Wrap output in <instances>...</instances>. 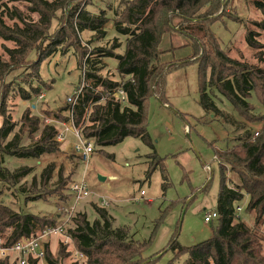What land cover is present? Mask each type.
Returning <instances> with one entry per match:
<instances>
[{
	"label": "trees",
	"instance_id": "trees-1",
	"mask_svg": "<svg viewBox=\"0 0 264 264\" xmlns=\"http://www.w3.org/2000/svg\"><path fill=\"white\" fill-rule=\"evenodd\" d=\"M3 1L0 0V39L13 43L14 48H4L7 58L0 56V85H3L0 185L25 196L24 203L47 197H56L58 204H68L70 200L64 193L69 179L63 178L60 172L55 187H48L53 180L54 165L43 169L39 179L31 177L26 191L20 184L32 174V168L25 166L10 171L5 164L7 158L38 161L60 150L56 141L58 128L43 126L39 116L32 115L30 109L22 112L18 122L13 121L6 110L10 88L5 84L10 74L22 69L31 93L21 86L15 90L20 100L37 99L43 91L29 82H41V65L60 48L65 56L72 51L87 85L75 96L76 103L65 107L67 116L59 112H46V115H53L62 123L71 122L99 151L127 138L139 139L151 150L145 158L148 167L145 182L159 171L164 182L162 190H165L168 178L164 160L157 156L146 129V108L151 96L160 103L165 101L162 78L176 65L161 63L159 45L163 34L174 31L177 21L179 36L187 38L196 49L191 59L198 65L199 105L205 117L213 116L222 122L232 137L224 151L214 152L221 175L215 203L217 226L212 239L188 248L174 240L168 250L176 258L187 255L184 264H264V119L257 117L250 103L255 96L264 105V0H242L263 17L261 21H251L256 31L249 29L247 22L238 21L244 31L246 48L255 51L256 64L232 57L236 41L221 49L218 39L210 33V26L219 21L216 18L220 9L218 0H120L123 10L112 19V28L125 39L124 45L114 38L109 48L97 49H88L82 43L81 34L92 33L94 41L106 39L110 21L103 10L94 15L86 9L93 0H9L22 4L27 13L15 6L7 7ZM58 12L64 16L61 25L50 33ZM6 19L13 24H7ZM33 55L35 59L31 61ZM113 60L116 61L114 78L103 76L104 61ZM119 88L124 90V105L112 98ZM220 99L226 100L236 115L222 111L218 105ZM258 123L261 127L254 132L253 126ZM226 171L234 177L231 182ZM238 205H243L250 223L240 219ZM93 210L96 216L93 221L86 214L78 213L71 217L70 226L62 227L85 264H153L156 255L145 257L152 239L139 242L127 228L116 227L108 210L95 206ZM62 214L59 212L55 218L39 217L17 212L0 201V247L10 249L21 238L59 227ZM45 247L47 264H59L69 256L62 243L57 260L51 256L48 246ZM0 264L15 263L0 259ZM29 264L37 261L29 260Z\"/></svg>",
	"mask_w": 264,
	"mask_h": 264
},
{
	"label": "rangeland",
	"instance_id": "rangeland-1",
	"mask_svg": "<svg viewBox=\"0 0 264 264\" xmlns=\"http://www.w3.org/2000/svg\"><path fill=\"white\" fill-rule=\"evenodd\" d=\"M3 2L7 7L15 6L27 13L22 4L17 5L9 0ZM218 2L220 9L216 18L219 21L210 26V33L218 39L221 49H227L230 42L236 41L232 57L256 64L255 51L251 52L246 48L244 31L238 21L247 22L249 29L256 31L250 23L252 20L261 21L263 17L253 6H248L242 0ZM86 9L94 15L103 10L110 23L106 28V39L94 41L92 33L84 32L81 34L82 43L88 49L109 48L115 38L123 47L125 39L118 36L112 28V19L114 20L123 10L120 0H93ZM63 17L62 12L57 13L56 19L52 21L50 33L59 29ZM176 22L174 31L163 34L159 45L161 63L176 65L162 78L165 101L160 103L151 96L146 108V129L157 156L164 160L165 174L168 178L166 189L162 190L164 182L159 171H155L150 180L145 182L144 173L148 168L145 158L151 150L139 139L127 138L116 146L103 148L102 151L94 147L95 151L84 163L72 151V145L76 140L73 134L69 133L65 135L64 144L62 146L59 144L60 150L52 156L42 157L38 161L13 158H7L5 161L10 171L25 166L32 168V174L24 178L20 184L26 191L31 185V177L39 179L43 169L54 165L53 180L48 187L50 189L55 187L59 172L63 178L69 179L64 192L70 199L68 204H58L56 197L24 203L25 196L1 185L0 201L17 212L49 218L58 215L57 208L60 206L66 210L62 212V217L59 216L61 223L59 227L64 229L71 225L69 221L74 215L86 214L88 219L93 221L96 218L93 207L105 208L114 219L116 227L127 228L129 234L137 241L149 242L152 239L145 257L156 255L153 264H184L187 255L183 254L176 258L174 252L168 250L171 241L176 240L180 246L188 248L212 239L217 220L213 219L210 224L205 223L204 215L215 210L219 192L221 173L214 152L227 148L232 133H229L230 129L223 126L215 117H205L206 114L199 105L198 65L191 59L196 49L187 38L179 36ZM6 23L13 24L7 19ZM4 48H14V44L0 39V56L7 58ZM61 51L59 48L41 65L40 83L33 80L29 82L33 87H39L41 92L43 91L37 99L20 100L15 90L18 86L31 93L22 69H17L5 79V84L8 83L7 86L10 88L6 95V110L14 122L20 120L23 111L30 109L32 115L39 116L43 126L55 125L62 131L63 124L66 126L70 124L56 120L53 115H46V112H59L67 116L64 109L68 105V98L72 97L74 100L87 85L83 78L84 74L76 66V58L72 51H68L66 56ZM34 59L33 55L30 60ZM115 65V60L104 61L101 74L114 78ZM2 86L0 85V93ZM47 86L50 88L47 89ZM250 103L257 117L264 119V105L258 103L255 96ZM218 105L222 111L236 115L226 100L220 99ZM260 127L259 123L255 124L254 132ZM226 175L230 182L231 179L234 180L228 171ZM97 176L105 177L106 180L100 183ZM110 178L114 180L110 181ZM73 183H85L91 194L84 200L75 201L69 191ZM141 192H144L145 196L142 197ZM102 198L107 202V206L102 204V207L99 204ZM236 211L240 219L250 223L251 219L243 205L236 206ZM45 242L55 260L59 257L60 244L66 246V253L69 256L59 261V264H85V260L76 254L71 240L64 234L49 237ZM41 264L47 263L44 261Z\"/></svg>",
	"mask_w": 264,
	"mask_h": 264
},
{
	"label": "built area",
	"instance_id": "built-area-1",
	"mask_svg": "<svg viewBox=\"0 0 264 264\" xmlns=\"http://www.w3.org/2000/svg\"><path fill=\"white\" fill-rule=\"evenodd\" d=\"M112 98H115L117 101L124 105L126 103V98L124 94V90L122 88L117 89ZM75 104L76 99L73 100L72 97L68 98V104ZM68 126L63 124L64 129L60 131L59 135L56 137V141L62 146L65 142V135L67 136L69 133H72L76 142L72 145V151L74 154L80 158V161L84 162L92 155L94 151V146L92 141H89L83 138L79 131H77L74 127H70L72 125L71 122H68ZM73 126V125H72ZM257 133L255 134L256 137ZM113 178H110V181H113ZM70 191L73 193L75 201L84 200L88 197L91 192H89L87 185L85 183L77 184L73 183L70 186ZM141 196H145L144 192H141ZM102 207L103 205L107 206V202L104 198H102L99 203ZM103 204V205H102ZM66 211L63 208H60L59 212L62 213ZM238 211H240L238 209ZM217 214L215 211H211L210 213H206L204 215L205 223L210 224L213 219H216ZM64 230L62 227H56L55 229H45L38 232L35 235H31L29 237L21 238L16 242L10 249L0 247V259H8L15 264H29V260L37 261V264L43 263L46 259L45 256V241L49 237H56V235L63 236ZM65 235V234H64ZM66 237V236H65ZM69 239L68 237H66ZM81 258L82 255L76 253Z\"/></svg>",
	"mask_w": 264,
	"mask_h": 264
},
{
	"label": "water",
	"instance_id": "water-1",
	"mask_svg": "<svg viewBox=\"0 0 264 264\" xmlns=\"http://www.w3.org/2000/svg\"><path fill=\"white\" fill-rule=\"evenodd\" d=\"M97 177H98V180L100 181V183H101V182H104V181L106 180L105 177H102V176H101V177H100V176H97Z\"/></svg>",
	"mask_w": 264,
	"mask_h": 264
},
{
	"label": "crops",
	"instance_id": "crops-1",
	"mask_svg": "<svg viewBox=\"0 0 264 264\" xmlns=\"http://www.w3.org/2000/svg\"><path fill=\"white\" fill-rule=\"evenodd\" d=\"M215 211V210H214Z\"/></svg>",
	"mask_w": 264,
	"mask_h": 264
}]
</instances>
